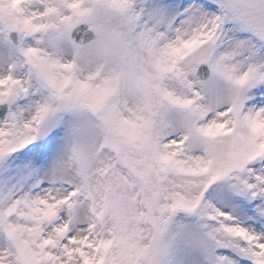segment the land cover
Instances as JSON below:
<instances>
[{
  "label": "snow or ice",
  "instance_id": "6c2138e0",
  "mask_svg": "<svg viewBox=\"0 0 264 264\" xmlns=\"http://www.w3.org/2000/svg\"><path fill=\"white\" fill-rule=\"evenodd\" d=\"M213 5L217 10L206 11ZM179 15L201 22L190 31L173 29L171 22L146 19L134 0H0L4 47L18 52L28 74L50 91L51 101L87 114L93 124L90 144L72 152L73 191L61 194L41 181L34 194L15 189L0 194V264H157L164 216L197 209L205 191L226 177L239 181L238 194L256 201V212L247 204L242 210L264 232V0H201ZM80 25L91 34L82 53L98 61L87 75L43 47L45 35L50 41L71 40ZM225 45L232 50L211 67L231 83L233 98L225 111L207 119L209 110L198 104L201 92L188 96L166 82L176 78L191 90L182 68L209 62L214 49ZM238 47L260 59L239 69L231 63L242 54ZM13 71L9 66L0 76V104L29 92L28 80ZM252 88L262 97L254 101L259 107H246L244 92ZM52 106L39 107L19 130L14 124L0 126V159L33 143ZM166 108L181 113L185 133L167 143L160 121ZM59 135L53 132L45 142L38 162ZM188 141L201 145L203 154H187ZM221 195L231 198L227 191ZM74 199L90 206L88 220L79 227L61 215ZM209 218L245 243L241 251L254 264H264V238L224 223L233 219L224 212Z\"/></svg>",
  "mask_w": 264,
  "mask_h": 264
},
{
  "label": "rangeland",
  "instance_id": "374dc122",
  "mask_svg": "<svg viewBox=\"0 0 264 264\" xmlns=\"http://www.w3.org/2000/svg\"><path fill=\"white\" fill-rule=\"evenodd\" d=\"M201 0H134V4L138 11L145 14L146 19L157 23L168 24L174 28L181 27L182 30L190 31L198 26L201 22L199 17H191L186 19L183 15L184 8L188 4H199ZM216 5L212 9L206 11H215ZM184 21L181 25V21ZM231 27V25H229ZM34 42L30 40L28 43ZM66 44L69 45L71 51L66 52ZM4 47L0 41V48ZM43 47L54 58L62 62H75L78 71L87 75L95 68H84L80 66L82 59V49L88 47H79L71 40L58 38L55 41L44 37ZM232 45L216 47L210 58V62L219 59V56L224 51H231ZM6 50V48L4 47ZM238 54L231 61L237 64L238 68L243 70L249 63H256L260 59L251 50L245 51L243 47L235 49ZM6 59L0 60V76L8 74L9 66H13L12 74L19 79L28 80L29 92L27 94H14L13 97L6 100L12 106L11 114L6 119L0 121V126L14 124L17 130L22 128L25 123L32 120L39 107L44 104L53 105L51 101V93L45 90L35 77L30 76L27 72V66L21 63V59L17 53L11 54ZM6 52V53H7ZM249 57L250 59H246ZM203 62H197L192 69H184L188 73V80L193 87L188 90L182 86L180 81L172 78L166 82L170 90L184 92L191 96L192 92H201L203 99L198 101V104L208 109V117L210 119L217 112L225 111L231 104L233 98V86L229 81L213 73L212 77L205 82H202L196 75V68ZM207 85V89H205ZM258 88L245 90L244 100L246 107H259L254 104L256 99L262 98ZM64 118H58L46 123L37 130V138L39 145L34 150L21 153L19 156L0 159V194H7L15 189L16 194L21 192L25 194H34L36 185L41 181L48 187L58 189L61 194L65 191H73V181L69 179L74 175V165L71 161L73 149L81 146H87L91 142V133L93 124L90 117L77 110H70ZM160 121L164 126V142L170 140H180L184 133V119L181 113L173 108H166L161 112ZM59 131L54 147L48 151V155L43 162H38L41 152L44 150L46 140L49 139V132ZM185 150L187 154L202 155L203 148L199 144L185 142ZM239 181L234 177H229L227 180H219L212 187L208 188L204 197L206 198V212L217 208L221 211L229 213L236 221H223L224 223H235L244 226L253 234L264 238V232H260L256 227L258 221L252 215L243 211V206L247 204L252 208L253 212L257 211L256 201H249L243 195L238 194L237 184ZM230 192L231 198H226L221 195L222 192ZM180 212V213H179ZM210 213H212L210 211ZM61 215L64 219H71L76 227L80 226L81 222H86L90 216V206L83 199H74L71 208L62 210ZM221 221L216 222L209 220L206 214L200 220L195 215L185 214L177 210L169 212L164 216L163 230L158 234V240L162 249L161 254L157 258L166 261L168 264H234L236 260L240 264H254L246 253L241 249L245 247L243 241L237 240L224 233L221 230ZM4 234L0 233V240H3ZM243 256V259L240 257ZM227 258V259H226ZM165 262V261H164ZM166 263V262H165Z\"/></svg>",
  "mask_w": 264,
  "mask_h": 264
},
{
  "label": "bare ground",
  "instance_id": "6f19581e",
  "mask_svg": "<svg viewBox=\"0 0 264 264\" xmlns=\"http://www.w3.org/2000/svg\"><path fill=\"white\" fill-rule=\"evenodd\" d=\"M66 47H68L66 52L71 51V48H69L68 44H66ZM6 52H7V48H6V50L4 49V47H2V49L0 48V60H2L3 58L6 59L7 56L10 55L9 52H7V53ZM11 54H12V52H11ZM79 64H80V66L87 68V69L92 68V67L96 68L98 61L95 59V57L83 54L82 59H81ZM45 90H47V89H45Z\"/></svg>",
  "mask_w": 264,
  "mask_h": 264
}]
</instances>
